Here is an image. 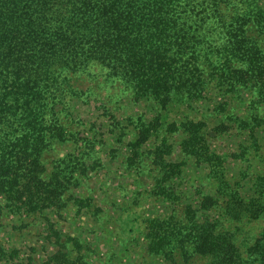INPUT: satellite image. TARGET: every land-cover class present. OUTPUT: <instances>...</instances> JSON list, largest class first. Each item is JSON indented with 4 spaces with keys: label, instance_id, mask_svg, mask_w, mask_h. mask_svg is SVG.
<instances>
[{
    "label": "trees",
    "instance_id": "16d2710c",
    "mask_svg": "<svg viewBox=\"0 0 264 264\" xmlns=\"http://www.w3.org/2000/svg\"><path fill=\"white\" fill-rule=\"evenodd\" d=\"M259 1L0 0V194L7 205L31 211L62 193L59 163L65 158L46 177L42 154L70 133L63 120L75 82L96 70L129 89L134 100L153 99L163 107L202 98L214 86L223 89V98L253 87L264 102ZM175 125L171 129L178 130ZM180 126L186 153L206 160L217 175L212 161L219 157L205 151L201 123ZM260 200L248 204L250 216L264 210ZM212 202L205 197L202 208ZM187 219L148 221L162 231L154 232L152 248L168 243L169 251H181L182 261L173 264H193L194 256L204 264H264V229L243 254L218 220Z\"/></svg>",
    "mask_w": 264,
    "mask_h": 264
},
{
    "label": "rangeland",
    "instance_id": "374dc122",
    "mask_svg": "<svg viewBox=\"0 0 264 264\" xmlns=\"http://www.w3.org/2000/svg\"><path fill=\"white\" fill-rule=\"evenodd\" d=\"M96 71L75 82L63 120L70 133L42 154L46 177L65 158L62 193L31 211H14L0 194V264L180 263L175 245L172 251L168 243L151 247L154 232L162 231L148 221L169 216L216 219L245 254L264 229V210L255 217L246 211L253 199L264 200V102L253 87L223 98L214 86L202 98L163 107L134 100L129 89ZM187 120L201 123L205 151L219 157L212 161L217 175L183 148L180 124ZM207 196L213 202L203 209ZM190 262L204 264L199 256Z\"/></svg>",
    "mask_w": 264,
    "mask_h": 264
}]
</instances>
